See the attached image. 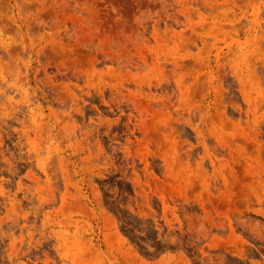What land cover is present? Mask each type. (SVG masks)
Returning a JSON list of instances; mask_svg holds the SVG:
<instances>
[{"label": "rangeland", "instance_id": "obj_1", "mask_svg": "<svg viewBox=\"0 0 264 264\" xmlns=\"http://www.w3.org/2000/svg\"><path fill=\"white\" fill-rule=\"evenodd\" d=\"M0 264H264V0H0Z\"/></svg>", "mask_w": 264, "mask_h": 264}]
</instances>
